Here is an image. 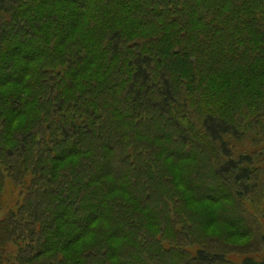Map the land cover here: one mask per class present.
Listing matches in <instances>:
<instances>
[{"label":"trees","instance_id":"16d2710c","mask_svg":"<svg viewBox=\"0 0 264 264\" xmlns=\"http://www.w3.org/2000/svg\"><path fill=\"white\" fill-rule=\"evenodd\" d=\"M263 204L264 0H0V264H264Z\"/></svg>","mask_w":264,"mask_h":264},{"label":"rangeland","instance_id":"374dc122","mask_svg":"<svg viewBox=\"0 0 264 264\" xmlns=\"http://www.w3.org/2000/svg\"><path fill=\"white\" fill-rule=\"evenodd\" d=\"M242 144H243L242 142L239 143V146L242 145ZM4 190H5V193H4V194H5L4 199H5L6 205L8 206V205H10V204H12L13 202L16 201V199H17V197H18V194H17V193H18V191L20 190V187H14L13 184H12L9 180H6ZM245 203H246L248 209H249L250 211H252V209H251V207H250L251 203L248 202V201H246ZM190 207H192L193 209L198 210V211L201 213L202 216H203V215L205 216L206 213H208L211 209H214L215 205H212V204H206V203H198V204H197V203H192V204H190ZM262 209H263V213H261V214L259 215L258 218L260 219V224H261L262 231H263V230H264V204H263ZM217 227H218V226H217ZM212 229H213V230H217V228H215L214 225H213L212 227H210V230H211V231H212ZM223 230L225 231L226 228H224ZM263 234H264V233H263ZM229 241L242 243V242H244L245 240H244V239H239V238H237V237H231V238L229 239ZM261 245H262V244H261ZM79 247H80V244H74V245H72L69 249H70V250H75V251H76V250L79 249ZM258 255L264 257V243H263V245L261 246V248H260V252H259ZM241 257H242V256H241ZM242 258H243V257H242ZM234 259L240 260L241 258H239V257H234Z\"/></svg>","mask_w":264,"mask_h":264}]
</instances>
